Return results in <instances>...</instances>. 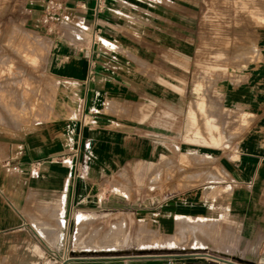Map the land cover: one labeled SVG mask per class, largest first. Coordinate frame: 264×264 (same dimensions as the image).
I'll return each mask as SVG.
<instances>
[{
    "label": "crops",
    "instance_id": "obj_1",
    "mask_svg": "<svg viewBox=\"0 0 264 264\" xmlns=\"http://www.w3.org/2000/svg\"><path fill=\"white\" fill-rule=\"evenodd\" d=\"M11 1L30 19L56 14L72 28L52 33L55 117L0 127V264H22L31 241L73 255L72 264H264V0ZM225 51L237 70L205 93L201 135L210 140L209 122L222 128L225 115L246 122L230 145L195 143L191 96L161 80H175L176 52L201 53L185 67H222L207 55ZM176 144L207 161L185 169L184 187L150 189ZM98 218L103 236L123 221L137 242L119 256V247L90 246L81 225L90 230ZM37 224L62 229L61 251Z\"/></svg>",
    "mask_w": 264,
    "mask_h": 264
},
{
    "label": "rangeland",
    "instance_id": "obj_2",
    "mask_svg": "<svg viewBox=\"0 0 264 264\" xmlns=\"http://www.w3.org/2000/svg\"><path fill=\"white\" fill-rule=\"evenodd\" d=\"M246 5L240 4L241 13H246ZM54 11V10H52ZM213 19L212 23H215ZM226 26V25H225ZM63 28H72L70 24L63 23L62 19L56 14H44L42 18L30 19L26 8H22L21 4L7 2L1 0L0 4V127L22 129L24 126H38L46 124L55 117L57 90L56 84L49 77L47 71L48 54L51 49V41L54 37L52 33L55 29L63 32ZM71 39H76L73 35L68 36ZM65 36V37H66ZM82 37V36H80ZM78 38V37H77ZM85 39V38H84ZM246 36L241 34L240 48L246 46ZM198 42V40H197ZM231 46V41L227 42ZM131 59H135V54L126 53ZM200 52L175 53L176 61V75L175 80L168 82L161 80L163 83L170 85L178 94H187L188 98L191 96V101L188 100V108L192 113V135L191 138L195 143H212L214 145L224 141V145H230L239 130L241 123H245L244 116L241 115L240 121H233V116L225 115L224 126L217 127L215 124L209 122L207 129L210 140H207L201 135L200 122L197 114L206 110L205 93L210 92L213 80L217 75L226 77L234 76L233 72L237 69H231L228 64H231V52H212L208 53L209 60H217L223 64L222 67L209 66L201 67L199 62H193L192 66L185 67L184 60L199 61ZM241 53L240 59L245 57ZM243 56V57H242ZM151 58V53H148ZM246 58V57H245ZM205 59V56H204ZM235 77H238L235 75ZM228 112L225 111V114ZM180 118L176 116V120ZM238 125V126H237ZM218 134V135H215ZM189 138V135H188ZM202 138V140L200 139ZM176 154L172 162L169 163L168 158L163 157L162 162L156 166V171H159L154 180L149 179V187H159L162 190H168L170 184L174 181L178 182L180 187H184L185 169L192 166L200 167V163L207 161V158L200 153H194L185 156L182 149L176 144ZM5 161V167H10ZM16 171V170H15ZM19 171V170H17ZM154 181L155 184H151ZM169 191H161V195L168 194ZM47 215L57 216L55 211L47 210ZM95 223L88 230V225H81L80 237L86 236L90 232L84 242L90 240V246L103 245L109 249L121 248L114 252L113 255H121L122 251L129 250L136 240L129 239L127 233L129 227L122 222L113 223L110 230L103 236L105 232V225L102 219H95ZM120 226L114 230V226ZM35 227H42L41 231L47 237L48 243L57 247L61 251L60 244L57 238L59 230L53 228L54 225H34ZM83 226V227H82ZM85 226V227H84ZM59 227V226H58ZM130 231V230H129ZM143 231V230H141ZM86 232V233H85ZM119 236L118 239H114ZM77 237V236H76ZM54 238V239H53ZM122 239V241H119ZM45 244L44 241H42ZM58 244V246H57ZM95 244V245H94ZM106 244V245H104ZM121 245V246H120ZM130 245V246H129ZM100 255V254H99ZM98 254L96 256H99ZM102 256V255H101ZM107 256H110L109 254ZM71 254H61L59 256L53 254H46L41 248L31 241L25 251L22 259V264H47L52 260L54 264H72ZM35 261V262H34ZM49 261V262H48ZM19 262H17L18 264ZM51 263V262H50Z\"/></svg>",
    "mask_w": 264,
    "mask_h": 264
},
{
    "label": "bare ground",
    "instance_id": "obj_3",
    "mask_svg": "<svg viewBox=\"0 0 264 264\" xmlns=\"http://www.w3.org/2000/svg\"><path fill=\"white\" fill-rule=\"evenodd\" d=\"M79 217H80V220H82L84 216L81 215V216H79ZM79 217H78V218H79ZM85 219H86V218H85ZM82 221H83V220H82ZM119 227H120V226L118 225V226H114L113 228H114V230H115V229H117V228H119ZM56 238H57V240H58V243H61V239H60V237H59L58 235L56 236ZM118 238H119V236H117V237L114 238V239H118ZM119 241H122V239H120ZM57 246H58V244H57ZM34 262H35V261H34ZM48 262H49V261H48ZM50 262H51V263H50ZM50 262L47 263V264H54V263H52V260H51Z\"/></svg>",
    "mask_w": 264,
    "mask_h": 264
},
{
    "label": "built area",
    "instance_id": "obj_4",
    "mask_svg": "<svg viewBox=\"0 0 264 264\" xmlns=\"http://www.w3.org/2000/svg\"><path fill=\"white\" fill-rule=\"evenodd\" d=\"M12 169L13 170H17V166H12ZM212 264H219V262L218 261H214Z\"/></svg>",
    "mask_w": 264,
    "mask_h": 264
}]
</instances>
